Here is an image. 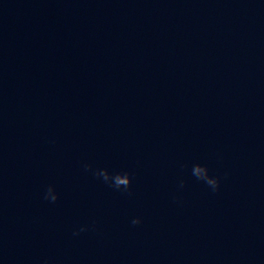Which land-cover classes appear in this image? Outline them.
I'll return each mask as SVG.
<instances>
[{
  "label": "water",
  "instance_id": "water-1",
  "mask_svg": "<svg viewBox=\"0 0 264 264\" xmlns=\"http://www.w3.org/2000/svg\"><path fill=\"white\" fill-rule=\"evenodd\" d=\"M0 264H264V0H0Z\"/></svg>",
  "mask_w": 264,
  "mask_h": 264
},
{
  "label": "clouds",
  "instance_id": "clouds-1",
  "mask_svg": "<svg viewBox=\"0 0 264 264\" xmlns=\"http://www.w3.org/2000/svg\"><path fill=\"white\" fill-rule=\"evenodd\" d=\"M88 166H86L87 168ZM192 174L199 180L205 182L214 192L218 191L220 187V181L218 177L210 175L209 169L206 165L195 164L192 168ZM95 175L102 177L103 180L108 183L110 182L116 189H123L127 191L131 184V177L128 173H116L115 175H110L106 169L98 170ZM181 187H183V182H181ZM44 199L55 202L58 199V194L55 193L54 188L49 186L47 189ZM141 219L139 217L133 218L131 220L132 225L141 224ZM85 227H81L78 232H74V235H79L80 232L86 231Z\"/></svg>",
  "mask_w": 264,
  "mask_h": 264
}]
</instances>
